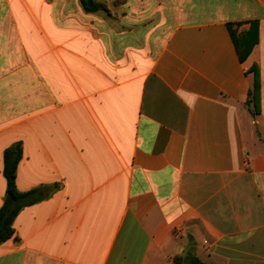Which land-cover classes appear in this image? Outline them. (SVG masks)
Listing matches in <instances>:
<instances>
[{"label":"crops","instance_id":"1","mask_svg":"<svg viewBox=\"0 0 264 264\" xmlns=\"http://www.w3.org/2000/svg\"><path fill=\"white\" fill-rule=\"evenodd\" d=\"M99 1L0 0V264H264V0Z\"/></svg>","mask_w":264,"mask_h":264},{"label":"trees","instance_id":"2","mask_svg":"<svg viewBox=\"0 0 264 264\" xmlns=\"http://www.w3.org/2000/svg\"><path fill=\"white\" fill-rule=\"evenodd\" d=\"M82 9L86 12H97L106 10V5L99 0H79ZM233 41L236 46V51L243 61L250 53L253 46L257 43V32L255 26L244 34L235 36L232 34ZM248 74L252 75V87L248 91V99L246 105L250 113H259L260 103V78L257 64H252L248 70ZM252 106L251 110L249 106ZM18 149L7 150L4 157L3 174L6 180V194L4 202L0 207V244L10 239L14 233L13 220L17 213L26 205L35 202L37 199L28 198L33 192L21 193L15 185L16 168L19 159ZM176 264H206L191 253L185 254L183 257L176 256L174 258Z\"/></svg>","mask_w":264,"mask_h":264},{"label":"rangeland","instance_id":"3","mask_svg":"<svg viewBox=\"0 0 264 264\" xmlns=\"http://www.w3.org/2000/svg\"><path fill=\"white\" fill-rule=\"evenodd\" d=\"M173 264H176V262H173Z\"/></svg>","mask_w":264,"mask_h":264}]
</instances>
